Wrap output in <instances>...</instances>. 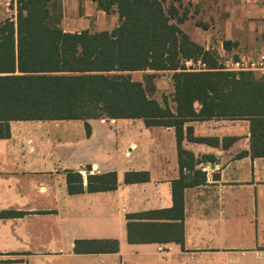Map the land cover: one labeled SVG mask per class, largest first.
Here are the masks:
<instances>
[{
  "label": "crops",
  "instance_id": "0c3cea01",
  "mask_svg": "<svg viewBox=\"0 0 264 264\" xmlns=\"http://www.w3.org/2000/svg\"><path fill=\"white\" fill-rule=\"evenodd\" d=\"M169 6L175 8L172 22L178 23L179 18L181 30L212 54L216 49L229 53L241 48L264 31V0H170ZM254 18L260 19L259 25ZM225 41L233 44L231 49L224 48ZM170 108L174 111L175 105ZM76 121L84 125L83 137L95 145L89 154L72 146V165H64L56 182L72 202L54 207L13 203L3 196L9 175L52 173L45 169L43 157L10 151L18 145L10 143L14 134L28 131V123L36 121L10 122V136L0 139V264H264V157L250 154L249 121H186L181 149L174 127L119 119L88 120L87 129L85 121ZM135 133L145 140L134 141ZM26 144L34 154L30 138ZM88 165L90 172H86ZM69 170L81 173L84 186L89 174L115 172L117 186L70 194ZM127 172H147L148 181L125 183ZM181 175L187 182L195 181L184 189L182 220L151 222L158 229L181 223L182 241H130L127 216L171 209L172 183ZM38 188L49 189L44 184ZM39 211L50 212L45 216L55 220L39 222Z\"/></svg>",
  "mask_w": 264,
  "mask_h": 264
},
{
  "label": "trees",
  "instance_id": "16d2710c",
  "mask_svg": "<svg viewBox=\"0 0 264 264\" xmlns=\"http://www.w3.org/2000/svg\"><path fill=\"white\" fill-rule=\"evenodd\" d=\"M119 24L111 31L65 32L54 18L58 0H16V21L0 25V139L10 136L13 121L143 119L146 126L174 127L181 149L189 120L222 118L250 123V154L264 157V76L256 71H229L210 51L193 42L172 22L175 8L167 0H91ZM231 49V42L223 43ZM201 61L193 70L185 62ZM172 71L175 110L153 94L154 72ZM133 72H146L134 80ZM68 192L113 190L115 172L89 174L84 186L79 171H67ZM148 181L147 172H127L125 183ZM204 181V180H203ZM181 175L172 183L173 206L127 216L130 241L181 242L182 224L158 229L153 219L183 218ZM135 226V227H134ZM133 232L137 234L134 238ZM1 262V261H0Z\"/></svg>",
  "mask_w": 264,
  "mask_h": 264
},
{
  "label": "rangeland",
  "instance_id": "374dc122",
  "mask_svg": "<svg viewBox=\"0 0 264 264\" xmlns=\"http://www.w3.org/2000/svg\"><path fill=\"white\" fill-rule=\"evenodd\" d=\"M169 1L167 0L165 3L166 9L170 8ZM17 6L15 0H0V25L7 20L16 21ZM53 15L54 18L61 16L59 25L66 31H72V29L91 32L111 31L119 24V17L116 12L107 14L99 10L94 2L87 5L86 0H77L75 2H72V0H58V6L53 11ZM254 21L257 22L256 25L260 24L259 18H254ZM263 51L264 31L262 29L257 32L255 41L249 42L246 40L241 48L232 49L229 53H219L216 49L214 55L218 62L227 68L226 65L230 60H236L241 57L257 58ZM186 66L193 70L205 68L198 62ZM256 72L259 75H263L259 71ZM145 74L146 72H133L131 76L134 80H142ZM172 74L169 71L154 72L153 83L156 86V91L153 94V98L158 100L163 106L165 104L170 107L174 106ZM104 121L108 122V120ZM28 124L30 126L28 131L14 134L13 142L10 143L12 145L18 143V145L16 147L12 146L10 151L13 155L43 157L45 169L47 171L51 170L52 173L29 176L27 173L20 171L14 175H9L7 176L9 185L5 188L6 192H4L3 196L13 203H24L40 208L54 207L58 203L72 202V199L67 196L65 189L60 186V183L56 184V182H59L61 169L64 165H72V146L76 144L78 145V151H82L83 154H89L90 147L95 145V142L89 143L83 137L85 128L80 121H36ZM27 138H30L34 143V154L29 152V147L26 144ZM144 138V136L135 133L132 139L139 142L145 140ZM38 165L40 163L36 164V166ZM42 184L49 189L45 192L39 191L38 186ZM2 213L9 214V212ZM38 213L40 214V217L37 218L39 222L55 220V217L45 216V214L50 212L39 211ZM11 214L16 213L11 212Z\"/></svg>",
  "mask_w": 264,
  "mask_h": 264
},
{
  "label": "built area",
  "instance_id": "2783aa9c",
  "mask_svg": "<svg viewBox=\"0 0 264 264\" xmlns=\"http://www.w3.org/2000/svg\"><path fill=\"white\" fill-rule=\"evenodd\" d=\"M204 66V64H203ZM227 70L240 72V71H259L264 75V52L257 58H240L226 65Z\"/></svg>",
  "mask_w": 264,
  "mask_h": 264
},
{
  "label": "water",
  "instance_id": "95a60500",
  "mask_svg": "<svg viewBox=\"0 0 264 264\" xmlns=\"http://www.w3.org/2000/svg\"><path fill=\"white\" fill-rule=\"evenodd\" d=\"M90 171H91V166L88 165V166L86 167V172H90Z\"/></svg>",
  "mask_w": 264,
  "mask_h": 264
}]
</instances>
